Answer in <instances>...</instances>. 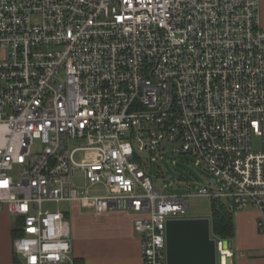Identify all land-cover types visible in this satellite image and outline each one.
<instances>
[{
	"label": "built area",
	"instance_id": "obj_1",
	"mask_svg": "<svg viewBox=\"0 0 264 264\" xmlns=\"http://www.w3.org/2000/svg\"><path fill=\"white\" fill-rule=\"evenodd\" d=\"M262 1L0 0V209L19 264L71 259L48 202L136 213L145 264H167L190 194L157 189L140 154L169 147L212 174L191 195L258 210L264 232Z\"/></svg>",
	"mask_w": 264,
	"mask_h": 264
},
{
	"label": "crops",
	"instance_id": "obj_2",
	"mask_svg": "<svg viewBox=\"0 0 264 264\" xmlns=\"http://www.w3.org/2000/svg\"><path fill=\"white\" fill-rule=\"evenodd\" d=\"M259 17L264 28V0ZM68 204L62 211L70 221L72 252L71 259L60 264H73L74 258H84L85 264H145L141 236L135 229L136 213L98 214L82 202ZM259 217L255 209L234 212L233 264H264V232L257 227ZM17 223L7 208L0 209V264L21 262L14 251Z\"/></svg>",
	"mask_w": 264,
	"mask_h": 264
},
{
	"label": "rangeland",
	"instance_id": "obj_3",
	"mask_svg": "<svg viewBox=\"0 0 264 264\" xmlns=\"http://www.w3.org/2000/svg\"><path fill=\"white\" fill-rule=\"evenodd\" d=\"M255 144L259 145V139H255ZM82 157V153L77 155L78 160ZM140 157L145 161L157 189L168 193L190 194L186 217H209L212 219L213 205L216 200L205 195H191L196 193L200 187H208L212 178V174L203 165H200L195 157L174 153L171 147L164 153L146 151L141 153ZM76 182L79 185L82 184L80 175L77 176ZM99 189V187H95L94 193H100ZM68 207V202L44 204L45 209L51 210H65ZM218 257V264H220V252H218Z\"/></svg>",
	"mask_w": 264,
	"mask_h": 264
},
{
	"label": "water",
	"instance_id": "obj_4",
	"mask_svg": "<svg viewBox=\"0 0 264 264\" xmlns=\"http://www.w3.org/2000/svg\"><path fill=\"white\" fill-rule=\"evenodd\" d=\"M223 246L232 250L233 241L223 240ZM225 257L226 264H233V256L220 253V260ZM218 260L211 218L185 217L167 221V264H218Z\"/></svg>",
	"mask_w": 264,
	"mask_h": 264
},
{
	"label": "trees",
	"instance_id": "obj_5",
	"mask_svg": "<svg viewBox=\"0 0 264 264\" xmlns=\"http://www.w3.org/2000/svg\"><path fill=\"white\" fill-rule=\"evenodd\" d=\"M13 233L15 237L19 235L21 233L20 227L19 226L18 228L16 227L13 230ZM234 236H235L234 212L230 210L224 202L217 200L214 201L213 214H212V237L217 240H226V239L231 240ZM73 264H85V260L84 258H74Z\"/></svg>",
	"mask_w": 264,
	"mask_h": 264
},
{
	"label": "bare ground",
	"instance_id": "obj_6",
	"mask_svg": "<svg viewBox=\"0 0 264 264\" xmlns=\"http://www.w3.org/2000/svg\"><path fill=\"white\" fill-rule=\"evenodd\" d=\"M224 260L227 261V260H226V257L224 258ZM225 261H224V263H226Z\"/></svg>",
	"mask_w": 264,
	"mask_h": 264
}]
</instances>
